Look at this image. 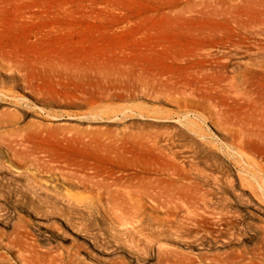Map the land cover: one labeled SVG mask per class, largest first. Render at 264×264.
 Instances as JSON below:
<instances>
[{
    "label": "rangeland",
    "instance_id": "obj_1",
    "mask_svg": "<svg viewBox=\"0 0 264 264\" xmlns=\"http://www.w3.org/2000/svg\"><path fill=\"white\" fill-rule=\"evenodd\" d=\"M30 2L0 6V59L14 57L30 32L39 29L44 58L102 66L127 81L133 93L102 105L108 106L110 119H45L38 114L42 110L59 115L87 111L41 106L21 87L13 92L24 99L10 100L3 94L11 85H0V264H161L162 259V264H211L217 256L234 264L245 251L264 254V195L258 182L264 186V176L258 169L257 179L250 176L251 167L229 147L223 127L199 116L234 119V134L239 140V130L253 134L252 141L246 139L247 151L264 165V142L256 137L264 136V0ZM187 5L195 14L178 16ZM166 7L176 13L167 16ZM213 41H233L235 47L226 75L234 76V100L217 97L222 110L208 103L180 109L176 97L139 88L140 77L194 79L195 69L175 61L189 59L199 45ZM43 79L51 90L50 81ZM215 80L210 76L207 82ZM216 110L225 115H209ZM4 113L20 119H7ZM71 125L90 131L108 128L120 133L121 140L109 154L65 142L59 128ZM139 134L157 136L164 152L140 145ZM184 167L194 179L192 187L168 180ZM75 169L123 182L85 189L63 179ZM200 172L222 179L220 214L210 215L207 223L209 230L223 232L216 241L204 237V227L192 220L186 205L198 202L203 189L215 193L213 180L204 187ZM138 200L146 215L155 213L156 219L167 217L153 210L155 202L168 200L181 208L172 210L165 228L146 220L140 231L129 215L97 207L99 202Z\"/></svg>",
    "mask_w": 264,
    "mask_h": 264
},
{
    "label": "bare ground",
    "instance_id": "obj_2",
    "mask_svg": "<svg viewBox=\"0 0 264 264\" xmlns=\"http://www.w3.org/2000/svg\"><path fill=\"white\" fill-rule=\"evenodd\" d=\"M30 1L32 0H0V6L7 7V5L10 4L32 5ZM171 8L173 7H166L163 9L168 10L169 15L167 16H171L172 13H176ZM193 8L194 7L187 5L184 9L177 12V15L185 16L187 13L193 14ZM19 17L20 19H23L24 13L20 14ZM41 32L42 30L39 29H37L36 31L32 30L26 37V40L21 43V46H18V48L15 49V53H12L14 55L16 54L15 56L13 55L14 57H2L0 59V85L5 86L9 84L12 87V89L9 90L8 94H3L4 96L9 98L10 100H23L24 98L18 96L15 92H13L14 88L21 87L25 93L33 97L36 103L41 106H45L47 108H62L74 109L76 111H87V114L75 113V115H59L57 114V112H45L44 110H42V112L44 113L39 112L38 114H41L42 117L46 116L45 119L67 118L79 121L84 119H110L111 112L106 113V110H108V106L106 108V106L103 107L102 105L116 99L125 100L129 97H132L133 90L132 88L127 86V81L120 79V77H114L110 75L102 66L99 67L96 64L85 65L81 62H64L56 58H44L42 53L41 40H38ZM157 47H160L163 52H171V49L165 45H158ZM234 48L235 47L233 41L205 42L199 45L192 52L193 55H190L189 59H176L175 61L176 64L195 69L196 71H194L192 74L193 77L195 76L194 79L173 81L170 78H164L161 79L160 82H157V80L152 77H145V79H143V77H140L142 79H139V88L152 93V95L160 94L164 95L165 98L176 97L175 99L177 100L180 109L186 110V105H188L189 103H199L200 105H205L206 103H208L211 109H218L220 104L216 101L217 97L222 96L226 99H230V102L231 100H234V76H226L229 61L234 56ZM22 50L28 53L26 55H21L20 52ZM3 71H6L8 74H5ZM210 76L216 77V80L214 82L212 81V84L207 82ZM43 77L47 78L48 81H50L52 85L51 90H46L44 85L46 79H43ZM158 83L159 89H157ZM235 94L236 96H239L238 92ZM220 110H216L215 112L212 111L209 113V115H212L213 113V115L219 117L225 115L224 111ZM4 115L8 117L7 119H20V117H17V114L13 115L12 113H4L3 116ZM106 115L108 117H106ZM199 116L201 118H204L202 119L204 121L213 120V123H215L217 127L218 125H221L223 127L225 139H230V141L228 142L229 147L232 149H236L241 157L246 161L247 165L251 167V169L247 167L248 174L250 176H254L257 179V173L255 172V169H258L260 172H262L264 176L263 163L253 160L246 148L247 143L250 142L246 139L251 140L253 134L252 136H250L248 135V132L239 130V132L243 135V137L239 140V138L234 134L236 126V123H234V119H205V116ZM182 117L185 118L183 115ZM18 131L21 132L22 129H19ZM119 134L120 133L113 134V131L108 128H98L96 130L90 131L89 129L72 125L69 127L59 128L58 131V135L63 140H65V142L71 141L84 147H97L102 153L108 152V154L109 150L115 148L121 140ZM147 135L148 136L139 134L136 137L137 140H139V144L143 147L148 146L147 148H150L151 151H153L154 149H158L160 152H164L160 142L157 140V136L153 137L150 134ZM256 137H259L260 140L264 142V136L259 135ZM108 157H112V154ZM176 162L178 161L176 160ZM183 169L184 172L175 171L170 173V179L168 180L172 182L182 180L183 183L188 182V187H192L194 185V179L189 174L190 171H187L185 167ZM66 176H68L69 178H63L64 180L66 179L68 182H71L74 185L83 187L85 189L96 186L105 188L119 187L123 182V178H105L101 174H99L98 171L94 174H89L85 171L75 169L73 171H70ZM199 177L201 178L203 182L202 185H204V187L210 184V181L213 180L215 193L203 189L202 193H200V200L198 202L190 201L188 202V204H186L188 207V213L192 214V220L197 224V226H201L202 228L204 227V237L211 238L212 241H216L220 237H222L223 232L220 230H209L207 227V223L210 215L213 214L215 216H218L220 214V200H218V194L222 190V179L219 176L214 177L205 172H200ZM258 182L260 183V185H258L259 187L261 186L260 188L262 189V193L264 195V186L260 181ZM191 195H193V193ZM97 204V207L100 209L105 207L104 210L107 209L114 213H121V215H129V218L133 219L138 224V226L135 227V230L140 231H144V229H146V226L144 225L146 220L153 221L151 223V226H153L154 222L157 220L155 224L156 227L162 229L165 228L166 223L169 220L168 218L172 216V210H179L181 208V206H179L178 204L172 203L168 200L161 203L155 202L152 205L153 210L155 212H160L162 210L164 212V215L167 217V219H156V216H153V214L155 213L146 215L147 213H145L144 211L145 206L141 200L125 203L110 201L106 205L101 202ZM161 252L159 253V257ZM162 256H164V254H162ZM160 263H163V259ZM211 264H225V261L221 260L217 256L212 260ZM234 264H264V254H254L245 251L238 255L236 260H234Z\"/></svg>",
    "mask_w": 264,
    "mask_h": 264
}]
</instances>
